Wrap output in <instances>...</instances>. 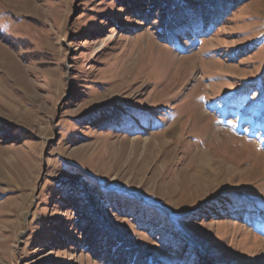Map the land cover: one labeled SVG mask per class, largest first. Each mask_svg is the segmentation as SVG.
Listing matches in <instances>:
<instances>
[{"label":"rangeland","instance_id":"rangeland-1","mask_svg":"<svg viewBox=\"0 0 264 264\" xmlns=\"http://www.w3.org/2000/svg\"><path fill=\"white\" fill-rule=\"evenodd\" d=\"M104 233L264 264V0H0V264H102Z\"/></svg>","mask_w":264,"mask_h":264},{"label":"trees","instance_id":"trees-1","mask_svg":"<svg viewBox=\"0 0 264 264\" xmlns=\"http://www.w3.org/2000/svg\"><path fill=\"white\" fill-rule=\"evenodd\" d=\"M180 3L173 2L170 5V7H168L169 11L173 10V12H171V15L173 16L177 14L178 12L180 13L183 12L181 15H183L184 19L177 20L175 16L174 17L172 16V18L167 17V20H166L167 33H164L166 34L165 37L167 39L170 38L171 40H173L174 36L172 35H175L174 30H177L176 28H183L185 19L189 20L188 25L190 24L195 25L199 21L197 16H193L192 14L187 13L186 10L188 7H185L182 3L181 4ZM169 4L170 2L168 3V5ZM217 7H220V6H217ZM208 12H210L211 18L215 17L216 15L221 17L222 15V13L219 14V10H217L216 12L215 9H211V8L208 10ZM194 18L196 20H194ZM100 241L102 242V244L99 245V248L101 250L99 252L100 254L99 256L101 257L102 264H155L153 260H148L144 255L139 253L137 249L131 246H128L124 243H120L119 241L114 242V241H117V238L115 237L109 238V236L104 233L101 235ZM187 256H188V259H183L181 262H178L176 264H198L197 261L195 260L194 255L193 256L187 255Z\"/></svg>","mask_w":264,"mask_h":264}]
</instances>
